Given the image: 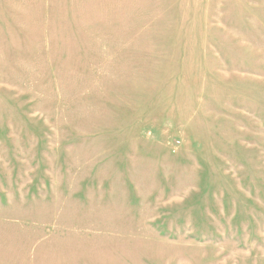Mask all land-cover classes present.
<instances>
[{"label": "rangeland", "instance_id": "1", "mask_svg": "<svg viewBox=\"0 0 264 264\" xmlns=\"http://www.w3.org/2000/svg\"><path fill=\"white\" fill-rule=\"evenodd\" d=\"M0 264H264V0H0Z\"/></svg>", "mask_w": 264, "mask_h": 264}]
</instances>
